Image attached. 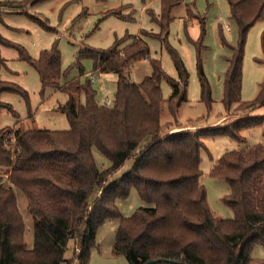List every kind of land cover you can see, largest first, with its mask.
Wrapping results in <instances>:
<instances>
[{
  "label": "trees",
  "instance_id": "1",
  "mask_svg": "<svg viewBox=\"0 0 264 264\" xmlns=\"http://www.w3.org/2000/svg\"><path fill=\"white\" fill-rule=\"evenodd\" d=\"M43 0L0 1V7L25 12ZM229 19L237 31L223 75L222 104L226 112L249 111L264 106V79L256 97L243 101L241 75L243 49L249 28L264 17V0H226ZM183 0H160V13L150 12L159 28L157 33L141 34L157 38L169 50L177 79L168 77L159 59L149 57L148 45L133 35L124 48L114 43L100 49L84 46L75 54L74 64L83 59L93 62V71L117 74L114 101L99 105L91 78L61 83V54L56 45L32 58L21 45L0 36V42L17 49L19 57L37 72L42 91L61 90L67 102L60 106L68 129L26 127L21 120L0 128V264H85L96 246V228L105 220L117 218L112 254L124 255L129 264H264L251 257L254 244L264 245V144H253L224 152L210 169L212 177L226 181L229 191L223 201L233 217L223 219L210 211L201 183V151L204 137L229 136L242 141L240 130L264 121V116H242L224 125L203 126L160 134L161 81L167 79L172 91L167 99L175 118L186 99L188 73L178 53L169 46L167 33L172 11ZM106 13L118 14L119 9ZM41 25L45 21L34 16ZM185 19H197L204 33V17L188 6ZM185 20V21H186ZM148 60L152 72L142 81H131L127 70L138 60ZM200 98L211 107V90L201 64H198ZM13 92L28 103V92L20 85L0 80V95ZM76 98V99H75ZM236 104V106H233ZM13 108L1 100L0 112ZM31 117V114H29ZM110 161L99 169L91 148ZM128 158L129 170L112 179ZM5 177V178H4ZM13 187L26 196V208L33 222V246L24 241V222ZM134 187L140 198L151 206H139L131 215L122 216L116 199L127 197ZM72 241V256L65 258Z\"/></svg>",
  "mask_w": 264,
  "mask_h": 264
},
{
  "label": "rangeland",
  "instance_id": "2",
  "mask_svg": "<svg viewBox=\"0 0 264 264\" xmlns=\"http://www.w3.org/2000/svg\"><path fill=\"white\" fill-rule=\"evenodd\" d=\"M188 6L199 16L204 17L202 38H200L201 26L198 20L185 19ZM110 9H119L121 14L106 13ZM160 9V0H43L28 6L25 12L0 7V36L21 45L32 58H37L41 50L56 45L61 54V69L65 73L60 80L61 83L73 78H78L81 82L91 78V85L96 91V102L99 105L110 106L114 101L117 74L97 71L94 73L93 62L90 59L81 61L83 68L81 71L74 64L75 54L86 45L104 49L117 42L119 48H124L131 42L132 36L136 35L148 45L149 57L159 59L164 73L168 77L177 79L174 61L165 44L157 38L140 33L141 30L153 33L159 31L158 25L151 19L150 12L158 16ZM172 15L167 42L178 53L188 73L186 99L178 107L174 118L167 101L172 86L166 78L161 81L160 134L165 135L182 129L195 130L203 126L224 125L242 116H264V106L253 107L249 111L233 109L231 112H226L221 101L223 75L227 67L226 57L231 54V50L222 44L220 35L230 45H235L237 41L236 27L229 19L227 1L183 0L173 9ZM34 16L45 21L48 27L41 25ZM198 64H201L210 86L212 99L210 109L200 98ZM152 70L151 63L141 59L129 66L127 74L131 81L139 83L145 76L150 75ZM87 72H91L89 76ZM263 79L264 17L256 21L247 32L242 59L241 99L253 100ZM0 80L12 81L20 85L29 96L27 103L17 93H1V100L8 103L18 117L13 116L7 109H2L0 128L12 126L17 120H21L26 127L49 130L69 128L65 113L59 109L67 102L66 93L52 87H46L42 91L36 70L19 57L17 49L5 46L1 42ZM240 135L243 140L239 142L229 136L203 138L205 148L200 155L201 183L205 188L210 211L223 219L233 217L232 209L223 201L229 188L225 180L212 177L210 169L226 151L258 143L264 144V121L242 128ZM91 151L99 169H105L110 165L109 159L95 147H92ZM132 164L133 158L126 159L114 172L112 179L121 176L131 168ZM3 172L4 169L0 168V178ZM2 182L9 185L3 178ZM13 190L25 226L24 241L27 248H32L33 222L26 208V196L19 188L13 187ZM115 203L122 216L131 215L139 206H151V203L140 198L134 187L130 189L127 197L116 199ZM117 225L118 219L110 218L96 228V246L90 251L88 262L85 264H129L124 255L112 254ZM250 254L254 259L264 260V245L254 244ZM71 256L72 241L68 243L64 253L65 258Z\"/></svg>",
  "mask_w": 264,
  "mask_h": 264
},
{
  "label": "water",
  "instance_id": "3",
  "mask_svg": "<svg viewBox=\"0 0 264 264\" xmlns=\"http://www.w3.org/2000/svg\"><path fill=\"white\" fill-rule=\"evenodd\" d=\"M160 260H162V259L149 260V261L145 262L144 264H151V263H154L155 261H160ZM164 261L174 263V264H180V263L174 262L172 260H167V259H165Z\"/></svg>",
  "mask_w": 264,
  "mask_h": 264
},
{
  "label": "crops",
  "instance_id": "4",
  "mask_svg": "<svg viewBox=\"0 0 264 264\" xmlns=\"http://www.w3.org/2000/svg\"><path fill=\"white\" fill-rule=\"evenodd\" d=\"M93 72V71H92ZM91 72H87L86 74L89 76V74H90ZM95 73V72H94ZM94 73H92V74H94ZM215 124H217V122L215 123ZM218 124H220V123H218ZM204 125H206V124H204ZM208 125V124H207ZM176 129H179V128H176ZM174 130V129H173Z\"/></svg>",
  "mask_w": 264,
  "mask_h": 264
}]
</instances>
